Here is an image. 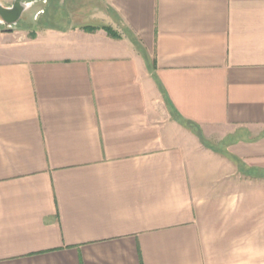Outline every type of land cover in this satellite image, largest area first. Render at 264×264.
I'll use <instances>...</instances> for the list:
<instances>
[{
  "label": "crops",
  "instance_id": "0c3cea01",
  "mask_svg": "<svg viewBox=\"0 0 264 264\" xmlns=\"http://www.w3.org/2000/svg\"><path fill=\"white\" fill-rule=\"evenodd\" d=\"M23 1L0 264H264V0Z\"/></svg>",
  "mask_w": 264,
  "mask_h": 264
},
{
  "label": "water",
  "instance_id": "95a60500",
  "mask_svg": "<svg viewBox=\"0 0 264 264\" xmlns=\"http://www.w3.org/2000/svg\"><path fill=\"white\" fill-rule=\"evenodd\" d=\"M30 6V2H24L23 0H16L12 6L6 7L0 3V27H17L18 22Z\"/></svg>",
  "mask_w": 264,
  "mask_h": 264
},
{
  "label": "rangeland",
  "instance_id": "374dc122",
  "mask_svg": "<svg viewBox=\"0 0 264 264\" xmlns=\"http://www.w3.org/2000/svg\"><path fill=\"white\" fill-rule=\"evenodd\" d=\"M24 24H25V23H24V20L20 19V21H19V26H20V27H23Z\"/></svg>",
  "mask_w": 264,
  "mask_h": 264
}]
</instances>
